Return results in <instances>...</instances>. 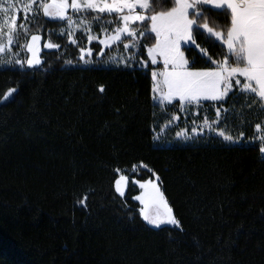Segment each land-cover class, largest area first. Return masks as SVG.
<instances>
[{"label":"trees","instance_id":"16d2710c","mask_svg":"<svg viewBox=\"0 0 264 264\" xmlns=\"http://www.w3.org/2000/svg\"><path fill=\"white\" fill-rule=\"evenodd\" d=\"M151 2L148 16L174 5V0ZM200 7L204 16L198 23L226 35L222 13ZM69 13L89 22L98 37L117 27L108 23L116 14L94 20L91 11ZM65 26L66 20L44 17L42 11L30 14L11 48L14 62L24 63L0 67V99L9 88L18 89L0 105V264H264V155L256 139L264 135V111L252 103L255 95L235 88L224 101H201L185 112L177 100L155 105L151 63L98 65L123 52L131 37L123 36L101 55V45L88 44L82 31L71 44L61 32ZM132 27L139 46L130 52L147 60L155 35L139 32L148 30L150 21ZM34 34L42 44L60 48L41 50L42 65L29 68L26 44ZM194 35V45L181 46L195 61L192 67H214L200 48L213 60L227 54L205 29ZM87 47L94 65L83 67L80 49ZM217 108L219 129L242 143L229 144L207 130L182 142L176 136L180 123L155 139L173 114L200 124L203 114L215 120ZM141 162L148 168L133 173L132 166ZM148 169L160 177L182 230L151 227L139 216L141 206L133 197L140 189L132 181L152 178ZM120 174L129 177L124 197L115 191Z\"/></svg>","mask_w":264,"mask_h":264},{"label":"snow or ice","instance_id":"6c2138e0","mask_svg":"<svg viewBox=\"0 0 264 264\" xmlns=\"http://www.w3.org/2000/svg\"><path fill=\"white\" fill-rule=\"evenodd\" d=\"M16 3L17 0H2L0 2V13L3 14L0 19V41L6 40V43L0 42V53H4L13 45L14 35L18 28L26 30V24H18L20 9L16 7ZM202 5H211L222 13L226 22V35L223 31H214L208 23L202 25L198 23L204 16V10L200 7ZM152 7L151 0H27V3L23 4V13L26 19L29 13L36 15L42 11L44 17L59 21L66 20L69 26L68 40L73 45L77 44V40L74 38V25H77V21L73 19L72 15H69V10L76 14L91 11L96 14L94 20L99 19L101 14H116L117 20L108 21V23L115 22L117 27L110 34L107 29H103L104 38L98 40L99 45L104 46L101 48V55L105 48L121 42L122 36L132 38L123 44L124 51L129 52L132 48L138 47L137 29L132 25L135 22L150 21V28L139 32V36L147 37L152 33L155 34V43L147 47V56L153 65L162 61L164 66L163 69L154 70L151 74L154 100L165 105L178 99L179 110L185 112L188 106H199L202 100L224 101L235 88H239L241 93L254 94L257 99L252 103H259L260 110L264 111V0H174V5L169 10L154 12L148 16L146 13ZM79 25L85 26V31L89 33L87 35L89 42L98 39L97 36L90 34L89 22L81 19ZM199 28L205 29L209 37H215L216 40L222 41L227 48V54L222 60H213L206 49L200 48V52L214 67H192L191 64L195 61L190 62L182 50V42L185 45H188L189 41L192 44L196 43L194 31ZM40 41L41 36L34 34L26 44L27 52L31 54L26 60L29 68L42 65ZM43 47L59 49L60 45L47 42ZM196 47L200 46L197 44ZM80 53V59L83 61L85 55L93 54V50L91 47L81 48ZM138 54L131 53L127 57H122L119 59V63L127 66V61L131 60L134 63H140L142 67H147L146 62L135 60ZM230 59L234 62L229 63ZM23 63L20 59L15 60L17 65ZM240 77L243 78V81L239 79ZM17 91L16 88H9L0 103L9 101ZM99 91L103 93L104 87L101 86ZM251 106L247 105L249 108ZM227 112L228 109L223 110L224 114ZM193 115H198V113ZM221 117V109L217 108L215 120H210L208 116H205L200 124L193 120L194 126L191 128V135L182 129L176 133V136L190 140L200 137L207 130L215 132L224 141L236 143L230 134L219 129ZM178 120L179 117L173 114L166 126H170L172 122ZM255 127L260 130L262 126L257 123ZM240 135L243 137L244 133L241 132ZM155 139L158 140L159 137ZM256 139L260 142L259 152L264 154V135H260ZM138 167L148 168L141 162L139 166H132V172H137ZM116 171L120 172V169H116ZM148 171L155 179L132 181V184L138 185L141 190L139 195L133 197L141 205L139 216L143 221L156 228L166 224L182 230L181 222L161 191L160 177L151 169ZM128 186L129 177L120 174L115 180L116 193L124 197ZM79 203L84 205L85 200H81Z\"/></svg>","mask_w":264,"mask_h":264},{"label":"rangeland","instance_id":"374dc122","mask_svg":"<svg viewBox=\"0 0 264 264\" xmlns=\"http://www.w3.org/2000/svg\"><path fill=\"white\" fill-rule=\"evenodd\" d=\"M0 2H2V0H0ZM24 3H27V0H17V3H16V7L18 8V9H20V13H19V20H18V24H20V23H24V24H26V20L29 18V16H30V14L31 13H29L28 14V16H27V19L25 18V14L23 13V4ZM211 6V5H210ZM212 7V6H211ZM138 11H142V10H140V9H137ZM69 12H72L71 10H69ZM69 15H70V13H69ZM2 17H3V14L2 13H0V19H2ZM75 21H77V25H74V28H75V31H74V34H75V32L76 31H82L83 33H85L86 34V37H87V35L89 34L88 32H86L85 31V26L84 25H79V21L81 20V19H79V18H73ZM27 28V27H26ZM20 30H24V31H26L25 29H20V28H18L17 29V32H16V34L14 35V43H13V45L15 44V42H16V37H17V34L19 33V31ZM5 31H6V29H5ZM68 31H69V26H68V23H67V21H66V26L64 27V29L61 31V32H63V33H68ZM112 33V32H111ZM90 34L91 35H93V36H97L95 33H93L92 31H91V29H90ZM110 34V33H109ZM68 35V34H67ZM155 35V34H154ZM98 37V36H97ZM123 37V36H122ZM102 38H104V34H102V36L101 37H98V39L97 40H93V41H91V42H94V41H97L98 42V40L99 39H102ZM30 41V40H29ZM87 41H88V39H87ZM0 42H4V43H6V40H4V41H0ZM91 42H89L88 41V44H90ZM45 43H47V42H45ZM45 43H43L42 44V41H40L39 42V46H40V49L41 50H43V49H45L44 47H43V45L45 44ZM12 45V46H13ZM183 45H185L183 42H182V44H181V46H183ZM188 45H194V44H192V42L191 41H189L188 42ZM12 46L10 47V49H6V51L4 52V53H0V67H6V66H14L15 65V62H14V60H13V54L11 53L12 52V50H11V48H12ZM112 46V45H111ZM110 46V47H111ZM104 46L103 45H101V48H103ZM88 48V47H87ZM87 48H85V49H87ZM25 49V48H24ZM133 49V48H132ZM131 49V50H132ZM131 53H136V52H126V51H123V52H121V53H119V54H117V53H114V54H112V55H110V56H108L106 59H104V60H102L101 62H100V64H98V65H100V66H125L124 64H122V63H119V59L120 58H122V57H127V56H129ZM31 54L29 53V56H30ZM135 60L137 61V62H139V61H144V62H146V64H149V63H151V60L148 58L147 60H142V59H140V60H138L136 57H135ZM85 61H87V62H85ZM162 63V61L161 62H158V64H156V65H153L152 63V68H151V74H152V72L154 71V70H156V71H159V70H161V69H163V63ZM94 65V61L91 59V56H88V55H85V60H83L82 62H81V66H83V67H87V66H93ZM131 65H137V66H139V67H141V65H140V63H134L133 61H131V60H128L127 61V66H131ZM151 77H152V75H151ZM7 93V92H6ZM4 97V96H3ZM3 97L0 99V100H2L3 99ZM152 99H153V92H152ZM175 100H178V99H175ZM175 100H173L172 102H174ZM179 101V100H178ZM153 102H154V104L155 105H161L160 103H158V101L157 100H154L153 99ZM5 103V102H4ZM1 104H3V103H0V105ZM189 108V107H188ZM205 115L206 114H203V117H205ZM188 117V118H187ZM193 120H195L194 118L192 119H190V116H187V114L184 116L183 115V117L182 118H179V120L178 121H174V122H172V124H177V123H180L181 125H183V127H182V129L183 130H186L187 132H188V134L189 135H191V128L194 126L193 125ZM171 124V125H172ZM170 125V126H171ZM169 126H164V127H162V129L160 130V132L157 134V136L156 137H158V136H160V135H162V133H164V131H165V129L166 128H168ZM186 127H190V128H188V129H185ZM181 131V130H180ZM202 134H204V133H202ZM216 134V133H215ZM155 137V138H156ZM204 137V136H203ZM182 142H186L187 140H184L183 138H179ZM220 139H222L223 140V138L222 137H220ZM197 140V139H196ZM234 140H236V143H231V142H228V141H225V142H227V143H229V144H240V143H242V140H239V139H234ZM189 141H193L192 139H190V140H188V142ZM224 141V140H223ZM168 145L170 144V143H167ZM259 145H260V142H259ZM264 155V154H263ZM152 179H155V177H152ZM138 186V185H137ZM139 187V186H138ZM141 191V190H140ZM139 194H140V192H139ZM138 194V195H139ZM138 202V201H137ZM138 204L140 205V203L138 202ZM141 206V205H140ZM170 226H172V225H170ZM172 227H174V226H172Z\"/></svg>","mask_w":264,"mask_h":264},{"label":"water","instance_id":"95a60500","mask_svg":"<svg viewBox=\"0 0 264 264\" xmlns=\"http://www.w3.org/2000/svg\"><path fill=\"white\" fill-rule=\"evenodd\" d=\"M147 223V222H146ZM148 224V223H147ZM149 225V224H148ZM149 226H151V227H154V226H152V225H149ZM163 226H166V224H164V225H161L160 227H163ZM156 228V227H155Z\"/></svg>","mask_w":264,"mask_h":264},{"label":"crops","instance_id":"0c3cea01","mask_svg":"<svg viewBox=\"0 0 264 264\" xmlns=\"http://www.w3.org/2000/svg\"><path fill=\"white\" fill-rule=\"evenodd\" d=\"M191 11V10H190ZM162 64V63H161ZM239 79H241V80H243V78L242 77H240ZM176 101V100H175ZM178 101V100H177ZM202 101H209V100H202Z\"/></svg>","mask_w":264,"mask_h":264}]
</instances>
